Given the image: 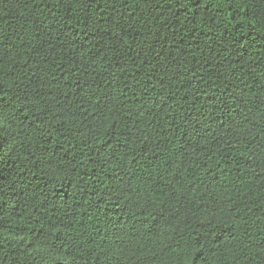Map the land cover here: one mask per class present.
<instances>
[{
	"label": "trees",
	"instance_id": "trees-1",
	"mask_svg": "<svg viewBox=\"0 0 264 264\" xmlns=\"http://www.w3.org/2000/svg\"><path fill=\"white\" fill-rule=\"evenodd\" d=\"M0 264H264V0H0Z\"/></svg>",
	"mask_w": 264,
	"mask_h": 264
}]
</instances>
